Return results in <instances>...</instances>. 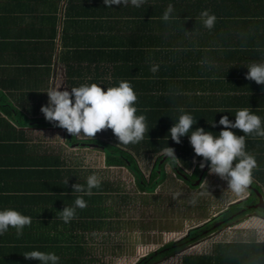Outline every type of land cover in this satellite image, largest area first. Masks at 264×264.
<instances>
[{
    "label": "crops",
    "instance_id": "crops-1",
    "mask_svg": "<svg viewBox=\"0 0 264 264\" xmlns=\"http://www.w3.org/2000/svg\"><path fill=\"white\" fill-rule=\"evenodd\" d=\"M67 3L68 0H0V210L11 208L32 218L31 225L23 229L22 236L17 237L16 230L11 226L0 235V264H40L37 260L25 259L24 253H55L51 242L55 204L50 190L55 161L62 163L64 168L61 170H69L70 175L78 181L87 180L93 174L100 176L99 169L87 163V159L97 154L102 168H123L105 166L100 150L79 143L90 137L83 134L70 135L66 129L55 126V122L47 121L40 110L48 103L46 92L50 88L70 91L82 84L96 83L106 91L107 86L113 87L120 83L119 80H124L121 70L118 72L116 61L106 57L112 47L104 39L108 35H116L117 31L115 26L109 30L103 22L111 21L116 14L103 17L102 0H72L71 9L74 14L63 17ZM197 64V68L187 67L186 62L181 64L185 65L181 69L183 75L186 74L184 77L191 90L174 95L181 101L189 102L197 96L193 100V110L211 112L212 116L208 119L212 122L207 124L206 131L219 135L223 126L216 123V120L224 116V110L234 113V109L228 105L222 107L215 104L217 93L208 88L206 77H201L206 70L199 61ZM199 79L203 81L202 89L198 88ZM155 82H160L163 90L174 85L167 84L164 76L156 77ZM239 104H243L238 106L239 109L251 107L264 123V89L260 88L254 98L241 99ZM226 116L235 122V114ZM231 130L237 135H244L239 129ZM93 138L104 136L98 132ZM246 151L257 160L258 168L253 170L256 176L254 183L261 191L260 197L263 200L264 138L254 133L248 135ZM164 165H168L175 178L183 181L176 177L171 163ZM43 174L45 178L41 177ZM164 179L165 170L162 181ZM203 181L207 184H201ZM201 182L196 188H187L192 191L218 188L221 190L222 205L244 199L251 191L249 187L241 194L233 192L228 188L226 180L209 174L208 165ZM110 185L115 186L112 182ZM213 198L219 200V197ZM215 210L217 208L213 211L209 209L195 221L198 225L208 221ZM60 221L63 222L62 219ZM75 233L84 241L82 248L86 253L87 242L84 239L87 231L78 228L74 230ZM208 237L154 264H264L263 216H246Z\"/></svg>",
    "mask_w": 264,
    "mask_h": 264
},
{
    "label": "trees",
    "instance_id": "trees-1",
    "mask_svg": "<svg viewBox=\"0 0 264 264\" xmlns=\"http://www.w3.org/2000/svg\"><path fill=\"white\" fill-rule=\"evenodd\" d=\"M71 1L68 0L67 5L65 4L63 17L74 14ZM102 4L103 17L116 14L117 18L103 22L109 30H113L115 26L117 31L116 35H108L104 39L112 47L106 57L116 61L118 72L121 70L124 80L132 85L138 97L135 104L137 115L147 117V127L150 130L148 134L145 133L142 141L135 144L119 143L111 129L101 131L104 138L83 139L79 143L100 150L105 166L125 168L132 175L137 190L141 192H153L162 181L163 165L171 163L162 153V149L166 146L172 147L177 158L182 161L181 167L171 163L173 170L182 180L189 177L192 179L191 183L198 186L210 161L205 162L206 166L202 169L200 163L204 162L203 157L196 156L189 136L181 137V143L176 144L170 137L169 129L183 114L179 111L181 108L197 120L193 131L204 125L206 130L207 124L212 122L208 119L212 113L193 110V100L197 96L189 102L181 101L174 95L191 90L187 78L184 77L186 74L183 75L181 69L185 65L181 64L186 62L187 67L197 68L199 61L206 70L201 77H206L208 88L217 93L215 104L222 107L228 105L234 109V113L224 110V116L235 114L238 106H243L239 104L241 99L254 98L260 88L264 89V84L246 79L247 67L251 63H256V60L264 62V0H144L140 7L132 5L131 0L126 6L121 4L107 7L102 0ZM169 4L174 6L171 15L175 18L164 21L162 17ZM118 8L123 11L119 9L117 14ZM204 10L217 17L211 30L204 26L200 17ZM153 65H159L156 73L150 71ZM158 76H164L167 84H174L176 87L171 85L163 90L160 82H155ZM197 84L202 89L201 79L197 80ZM118 86L119 83L113 85ZM239 92L242 94L236 95ZM152 158L151 168L145 177L138 165V159L146 161ZM63 168L62 163L55 161L54 180L50 187L55 204L54 234L51 242L55 254L60 258L58 264H84L87 260L82 248L84 241L74 234V230L80 228L94 231L104 226L105 221L113 214L110 203L113 202L117 187H111L110 182L102 180L101 187L92 189L91 196L75 193L72 185L78 183L86 189L87 180L78 181L70 175L69 170H61ZM44 176L45 174L41 175L45 178ZM249 187L251 191L246 198L229 204L208 221L188 229L181 238L149 252L134 264H154L222 227L234 225L246 216H262L264 208L253 207L261 191L254 181ZM80 196L87 202V207L76 210V218L69 223L61 222V209L75 205V199ZM252 196L256 200L252 201Z\"/></svg>",
    "mask_w": 264,
    "mask_h": 264
},
{
    "label": "clouds",
    "instance_id": "clouds-1",
    "mask_svg": "<svg viewBox=\"0 0 264 264\" xmlns=\"http://www.w3.org/2000/svg\"><path fill=\"white\" fill-rule=\"evenodd\" d=\"M129 0H104L107 7L113 5H127ZM144 0H131V4L140 7ZM174 6L169 4L162 19L169 21L174 19L172 13ZM200 17L206 28L211 30L217 20L214 14L208 10L201 12ZM259 50V49H258ZM246 79L255 81L257 84H264V62L251 63L248 67ZM159 70V65H153L150 69L153 73ZM49 97L46 106L41 107L45 119L55 122V126L66 129L72 136L81 134L93 138L98 132L111 129L123 145L139 143L148 134L147 117L137 115L138 109L135 106L137 94L130 82L122 80L118 87H108L105 91L96 83L82 84L73 87L69 91L53 87L47 92ZM74 98V99H73ZM182 115L178 122L169 129L170 137L176 144L181 143V137L189 136V141L196 156L203 157L204 162L200 163L203 169L205 162L210 161L209 174L218 175L226 180L228 188L237 194L244 193L254 181L253 170L258 168L255 156L246 151V137L250 134L264 138V123L262 117L256 115L251 107L241 108L235 113V122H231L228 116H222L219 125L223 130L219 135L211 131H206L202 127L192 130L197 120L193 115L185 113L184 109H179ZM213 127H216L212 123ZM231 129H239L244 135H237ZM191 130V134L189 132ZM162 153L172 164L182 166V161L177 158L175 149L164 147ZM195 162V161H194ZM235 162V163H234ZM66 186L68 180L65 181ZM101 178L96 174L87 178V188L84 185H72L73 192L93 195L92 189L100 188ZM201 184H207L206 181ZM181 193H175L179 197ZM195 201H193L194 203ZM74 207H64L60 211L61 219L69 223L76 218V208L84 209L87 202L82 196L75 199ZM32 218L21 214L19 211L7 208L0 210V235L8 231L11 226L16 230L17 237L23 235V229L30 226ZM25 259L37 260L40 264H58L59 256L55 253H45L42 251H30L24 253Z\"/></svg>",
    "mask_w": 264,
    "mask_h": 264
},
{
    "label": "rangeland",
    "instance_id": "rangeland-1",
    "mask_svg": "<svg viewBox=\"0 0 264 264\" xmlns=\"http://www.w3.org/2000/svg\"><path fill=\"white\" fill-rule=\"evenodd\" d=\"M97 156L99 154L87 159V163L98 168L99 177L114 183L117 191L114 192L115 197L112 194L115 199L110 203V211L113 214L105 221L106 224L86 233L84 240L87 242V264H133L145 253L177 240L188 229L197 226L195 219H200L209 209L213 211L217 208L213 213L215 216L228 206L221 204L223 201L220 199V189L189 190V187H197L191 183L192 179L187 177L183 178L185 181L178 180L168 165H164L165 179L154 191L141 192L137 190L128 171L123 168H102ZM152 161L153 158L146 161L138 159L145 177ZM177 192L181 195L174 198ZM213 197H219V200ZM252 198V201L257 199ZM257 203L258 201L253 206ZM261 215L264 217V214Z\"/></svg>",
    "mask_w": 264,
    "mask_h": 264
},
{
    "label": "water",
    "instance_id": "water-1",
    "mask_svg": "<svg viewBox=\"0 0 264 264\" xmlns=\"http://www.w3.org/2000/svg\"><path fill=\"white\" fill-rule=\"evenodd\" d=\"M253 207L264 208L263 200L260 196H258V203L256 205H254Z\"/></svg>",
    "mask_w": 264,
    "mask_h": 264
}]
</instances>
